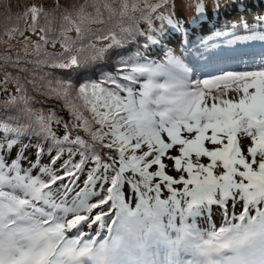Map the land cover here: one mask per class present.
Listing matches in <instances>:
<instances>
[{
    "label": "snow or ice",
    "instance_id": "1",
    "mask_svg": "<svg viewBox=\"0 0 264 264\" xmlns=\"http://www.w3.org/2000/svg\"><path fill=\"white\" fill-rule=\"evenodd\" d=\"M247 7L0 0V264H264V53L213 72L211 38L188 40L199 67L165 44L209 11ZM232 27L250 34L229 46L264 41L243 13ZM157 47L162 60L150 59ZM113 57L112 71L73 82ZM32 91L68 118L36 108Z\"/></svg>",
    "mask_w": 264,
    "mask_h": 264
},
{
    "label": "rangeland",
    "instance_id": "2",
    "mask_svg": "<svg viewBox=\"0 0 264 264\" xmlns=\"http://www.w3.org/2000/svg\"><path fill=\"white\" fill-rule=\"evenodd\" d=\"M30 1L31 0H11V2H12V4H13V11H16V10H18L17 9V6H20V7H22L23 5H25V4H27V3H30ZM61 2L62 3H68V2H71V0H61ZM44 3H47V2H44ZM192 3L194 4L195 3V0H192ZM51 4V3H50ZM262 5H264V3H261ZM232 10V9H231ZM223 11V10H222ZM228 11H230V10H228ZM192 12H194V10L192 11ZM195 12H194V16L193 17H190L189 15H188V12H186L185 13V19L186 20H188V21H191L194 17H195ZM2 16V15H1ZM209 16H211L212 17V19L211 20H215V18H216V21H215V24H216V26H219V24L218 23H220V21L218 22V20L220 19L219 17H216L217 15H212L211 14V12L209 11L208 13H207V15L205 16V22H207V23H209L210 22V17ZM255 16H257V14H255L254 15V17ZM251 18H252V16H250ZM1 20V19H0ZM203 21V22H204ZM202 22V23H203ZM201 23V25H200V27L201 28H206V27H209V29H212V23H209V24H207V25H204V24H202ZM193 23H190V25H192ZM231 25H232V23H231ZM209 31V30H208ZM212 36V35H211ZM229 46V45H228ZM232 46V45H231ZM0 48H3V45H0ZM163 48H161V50H162ZM164 50V49H163ZM243 68L244 67H239V68H236V69H234V70H232V71H238V70H243ZM97 71H98V68H96L95 70H93V71H91L90 72V75H93V74H96L97 73ZM77 73H72L71 74V77H79V78H81L82 76H77L76 75ZM60 75V74H59ZM204 76H206V75H204ZM100 77L98 76L96 79H99ZM73 79V82L75 83V84H79V83H81L79 80H76V79H74V78H72ZM96 79H93V80H96ZM34 94L35 95H37V96H39V97H42V98H45L46 100H47V103H48V105L49 106H52V107H50V108H42L44 111H48V110H54L56 113H57V115L58 116H61V117H64L65 119H67L68 118V113H67V111L64 109V107H63V104H62V101H57V100H55V99H49V98H46V97H44L43 95H40L39 93H37V92H34ZM46 107H47V105H46ZM63 131V130H62ZM62 131H60V132H62ZM60 132H58V134L60 133ZM223 219L220 217V215L217 213V214H214V223H215V225H216V227L217 228H219L222 224H223ZM210 227V225L209 226H206V227H203V228H201L202 230H207L208 228ZM179 257V256H178ZM161 258H164L163 256H161L160 257V259ZM179 258H181V257H179Z\"/></svg>",
    "mask_w": 264,
    "mask_h": 264
},
{
    "label": "trees",
    "instance_id": "3",
    "mask_svg": "<svg viewBox=\"0 0 264 264\" xmlns=\"http://www.w3.org/2000/svg\"><path fill=\"white\" fill-rule=\"evenodd\" d=\"M31 2V1H30ZM40 2H47L46 4H50L52 3V0H40ZM2 15V16H1ZM0 32H2L4 30V27L7 23H9L5 18H4V15H3V9L0 8ZM131 46V45H129ZM22 50V49H21ZM87 69L85 70H82V72H77V73H83L85 72ZM56 75H59L60 73L57 72L55 73ZM22 76H26L27 78H31V74L30 73H21ZM30 87V86H29ZM35 91H32L31 94L35 97V100L38 101V103L35 104V107L38 108L39 106H42V107H46L49 106L48 103H47V100L45 98H42V97H39L37 95L34 94ZM3 97V92L0 91V98ZM47 108H50V107H47ZM39 109V108H38ZM35 143V141H33Z\"/></svg>",
    "mask_w": 264,
    "mask_h": 264
}]
</instances>
